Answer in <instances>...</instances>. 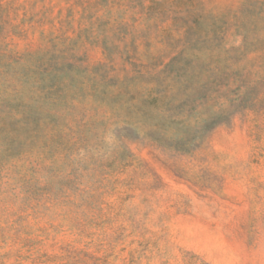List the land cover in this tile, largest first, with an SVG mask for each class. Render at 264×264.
<instances>
[{
  "label": "rangeland",
  "instance_id": "1",
  "mask_svg": "<svg viewBox=\"0 0 264 264\" xmlns=\"http://www.w3.org/2000/svg\"><path fill=\"white\" fill-rule=\"evenodd\" d=\"M0 264H264V0H0Z\"/></svg>",
  "mask_w": 264,
  "mask_h": 264
}]
</instances>
